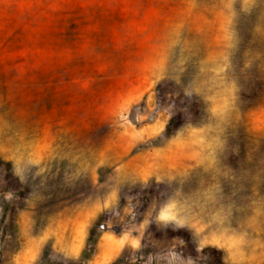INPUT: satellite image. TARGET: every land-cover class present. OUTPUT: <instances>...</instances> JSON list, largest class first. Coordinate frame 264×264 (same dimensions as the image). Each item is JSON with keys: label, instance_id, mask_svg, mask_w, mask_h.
<instances>
[{"label": "rangeland", "instance_id": "rangeland-1", "mask_svg": "<svg viewBox=\"0 0 264 264\" xmlns=\"http://www.w3.org/2000/svg\"><path fill=\"white\" fill-rule=\"evenodd\" d=\"M0 264H264V0H0Z\"/></svg>", "mask_w": 264, "mask_h": 264}, {"label": "crops", "instance_id": "crops-1", "mask_svg": "<svg viewBox=\"0 0 264 264\" xmlns=\"http://www.w3.org/2000/svg\"><path fill=\"white\" fill-rule=\"evenodd\" d=\"M82 216H83V215H80V216H79L80 219L82 218ZM65 221H66V222H65ZM65 221H64V223L60 224V226H63V225H64V226H68V225L70 224V221H69L68 219H66ZM78 234H79V233H78ZM75 238H76V240H79V243H80L81 240H82V235H76ZM76 251H77V249H75L74 252H76ZM71 252H72V251H71Z\"/></svg>", "mask_w": 264, "mask_h": 264}]
</instances>
